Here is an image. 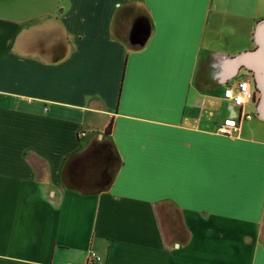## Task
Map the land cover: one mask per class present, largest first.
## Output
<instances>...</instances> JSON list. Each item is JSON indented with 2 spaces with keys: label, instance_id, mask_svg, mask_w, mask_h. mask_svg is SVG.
<instances>
[{
  "label": "crops",
  "instance_id": "obj_1",
  "mask_svg": "<svg viewBox=\"0 0 264 264\" xmlns=\"http://www.w3.org/2000/svg\"><path fill=\"white\" fill-rule=\"evenodd\" d=\"M262 21L264 0H0V264H264L258 94L217 132Z\"/></svg>",
  "mask_w": 264,
  "mask_h": 264
},
{
  "label": "water",
  "instance_id": "obj_2",
  "mask_svg": "<svg viewBox=\"0 0 264 264\" xmlns=\"http://www.w3.org/2000/svg\"><path fill=\"white\" fill-rule=\"evenodd\" d=\"M253 41L255 48L241 54L234 62V67L244 68L251 73L252 87L258 94L256 115L264 120V21L256 24ZM231 111L235 114L234 108Z\"/></svg>",
  "mask_w": 264,
  "mask_h": 264
},
{
  "label": "built area",
  "instance_id": "obj_3",
  "mask_svg": "<svg viewBox=\"0 0 264 264\" xmlns=\"http://www.w3.org/2000/svg\"><path fill=\"white\" fill-rule=\"evenodd\" d=\"M224 99L231 103L235 110L233 117L225 119L218 127L217 132L226 136H234L239 132L240 122L250 120L252 115L245 111L246 106L254 103L255 93L249 80L241 79L233 82L232 85L225 88ZM91 257L99 260L93 253Z\"/></svg>",
  "mask_w": 264,
  "mask_h": 264
},
{
  "label": "trees",
  "instance_id": "obj_4",
  "mask_svg": "<svg viewBox=\"0 0 264 264\" xmlns=\"http://www.w3.org/2000/svg\"><path fill=\"white\" fill-rule=\"evenodd\" d=\"M249 74H251L250 72H248ZM254 90V89H253ZM254 93H256V91L254 90ZM110 130H111V124H109L108 126H107V128L104 130V135L105 136H109V134H110ZM107 141V143L110 145V147H111V142L107 139L106 140ZM112 148V147H111ZM118 166H119V162L117 161V162H115V164H114V166H113V168H112V170H111V174H110V176H111V178L113 177V175H114V173H115V171H116V169L118 168Z\"/></svg>",
  "mask_w": 264,
  "mask_h": 264
},
{
  "label": "rangeland",
  "instance_id": "obj_5",
  "mask_svg": "<svg viewBox=\"0 0 264 264\" xmlns=\"http://www.w3.org/2000/svg\"><path fill=\"white\" fill-rule=\"evenodd\" d=\"M254 118H255V116H254Z\"/></svg>",
  "mask_w": 264,
  "mask_h": 264
}]
</instances>
